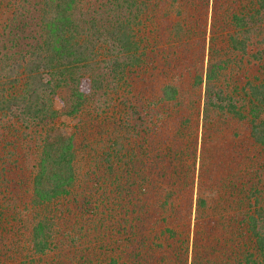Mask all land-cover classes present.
Listing matches in <instances>:
<instances>
[{"label":"trees","instance_id":"16d2710c","mask_svg":"<svg viewBox=\"0 0 264 264\" xmlns=\"http://www.w3.org/2000/svg\"><path fill=\"white\" fill-rule=\"evenodd\" d=\"M90 6L0 0V264H264V0Z\"/></svg>","mask_w":264,"mask_h":264},{"label":"rangeland","instance_id":"374dc122","mask_svg":"<svg viewBox=\"0 0 264 264\" xmlns=\"http://www.w3.org/2000/svg\"><path fill=\"white\" fill-rule=\"evenodd\" d=\"M85 1V7L86 8H89V7H91L90 6V1L91 0H84ZM74 123V120L72 119V118H68V117H66L65 119H64V124H65V126H67V127H72V124ZM237 131H238V129H237ZM230 135H231V137H230V139H228L227 138V140L229 141V142H231L232 143V140H231V138H233V132H231V133H229ZM36 135H38L37 133H36ZM35 135V136H36ZM243 135V134H242ZM229 147H228V145H226V149H228ZM229 157L231 158L232 156L231 155H229ZM235 168V165L234 166H232V168ZM213 194H215V198H216V200L217 201H219L220 200V198H221V193H219V191L217 190V189H213V192H212V195Z\"/></svg>","mask_w":264,"mask_h":264}]
</instances>
